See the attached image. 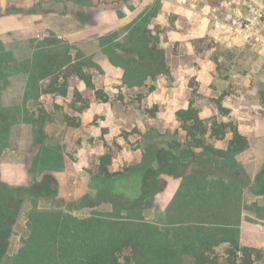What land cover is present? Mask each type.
Segmentation results:
<instances>
[{"label":"rangeland","instance_id":"1","mask_svg":"<svg viewBox=\"0 0 264 264\" xmlns=\"http://www.w3.org/2000/svg\"><path fill=\"white\" fill-rule=\"evenodd\" d=\"M141 18L148 19L147 29L158 38L169 73L139 84L133 76L125 77L124 68L112 63L104 49L125 42L128 28ZM48 38L71 47L73 57L80 51L98 67L89 73L107 101L96 100L94 91L81 83L77 89L93 107L77 115L68 108L71 93L27 100V74L7 77L0 102L16 119L8 147L0 153V182L33 190L44 183L46 190L41 197L24 198L2 264H10L22 247L30 233L28 216L34 211L87 218L114 212L98 197L103 194H121L134 202L141 191L145 159L157 170L171 159L184 165L157 175L158 190L140 212L143 221L160 226L172 212L182 177L195 172L207 178L222 174L219 160L207 159L209 164L202 167L206 158L202 153L185 159L183 151L175 149L169 159V145L185 138L175 112L186 108L191 97L204 121H234L237 128L243 125L251 140L256 130H264V0H0V45L17 61L31 59L39 42ZM115 52L125 57L122 51ZM217 98L227 114L216 109L212 100ZM40 109L48 119L37 135L24 117L27 112L33 120ZM65 114L78 116L80 126H66ZM223 141L208 142L222 148ZM104 154L111 155V172L122 173L134 165L139 170L114 181L94 179L91 173ZM86 195L90 200L81 201ZM252 197H260L255 203L263 208L264 197L244 193L247 201ZM70 204L77 208L70 209ZM225 248L224 244L216 249L221 258Z\"/></svg>","mask_w":264,"mask_h":264},{"label":"trees","instance_id":"2","mask_svg":"<svg viewBox=\"0 0 264 264\" xmlns=\"http://www.w3.org/2000/svg\"><path fill=\"white\" fill-rule=\"evenodd\" d=\"M147 22V18L136 21L128 28L125 42L104 49L110 53L112 63L124 68L125 77L133 76L139 84L169 73L164 50L159 47L158 38L147 29ZM100 43L101 46L106 44L104 39ZM70 48L48 38L39 42L31 59L17 61L0 45V93L10 74L23 72L28 76L27 100L37 101L41 96L67 97L71 93L68 108L80 115L93 102L79 93L77 86L82 83L94 91L96 100L106 102V95L95 89L89 73L90 68L98 67L80 51L73 57ZM115 50L122 51L125 57ZM212 102L219 113H228L220 98ZM10 111L0 102V153L8 147L10 129L16 119ZM175 116L185 138L183 143L169 145V159L175 149H181L185 159H197L198 153H202L206 155L200 161L202 167L209 164L207 159L219 160L222 174L210 178L205 173L196 172L182 175L181 186L172 202V212L164 216L166 222L160 226L143 221L140 212L148 206V198L158 190L157 175L165 168H183L184 165L178 159H171L169 165L165 161L164 169L157 170L145 159L141 191L134 202L121 194L98 196L112 205L113 213H94L87 218H76L60 212H32L27 221L30 233L10 264H186L188 260L189 264H254L260 260L264 263L260 250L239 243L242 212L256 209L258 216L264 218V207L257 208L255 202L248 205L244 198L246 191L264 197V166L251 180L235 161V156L248 148L247 138L238 131L234 121L201 119L193 97L186 108L175 112ZM47 119L48 115L42 109L33 120L28 119L25 112L24 120L33 123L37 135L41 132L40 125ZM63 122L68 127L80 126L78 116L65 114ZM225 138V149L208 142ZM110 160V154L101 155L91 173L92 178L114 181L139 170V165H134L128 167L126 173L111 172ZM45 190L44 183H39L33 190L8 187L0 182V264L5 258L8 239L24 198L41 197ZM87 200H90L88 195L81 199L83 202ZM178 202L182 206H177ZM69 208L77 207L70 204ZM119 211H124L125 215H120ZM224 244L226 248L221 258L216 249Z\"/></svg>","mask_w":264,"mask_h":264},{"label":"crops","instance_id":"3","mask_svg":"<svg viewBox=\"0 0 264 264\" xmlns=\"http://www.w3.org/2000/svg\"><path fill=\"white\" fill-rule=\"evenodd\" d=\"M91 107H93L92 104L90 105V108ZM90 108H88L87 110H89ZM238 131L247 138L248 148L237 154L235 156V161L244 169L246 174L251 179H253L264 165V130H256L257 132L255 131V135L252 137V140L249 136L250 133L247 135V131H245L243 125L238 124ZM223 143L224 145L220 149L226 148L227 138L224 139ZM259 200L260 197H252L250 201L246 200V203L249 205L250 203L255 201L259 202ZM257 205V208H259V204ZM257 213H259V211L256 212V209L252 210L251 212H242L241 222L239 226V243L241 246L252 247L264 252V218L258 216ZM262 214H264V211Z\"/></svg>","mask_w":264,"mask_h":264}]
</instances>
